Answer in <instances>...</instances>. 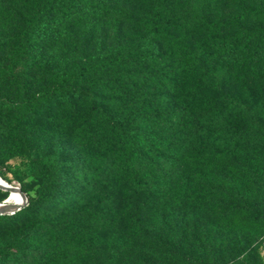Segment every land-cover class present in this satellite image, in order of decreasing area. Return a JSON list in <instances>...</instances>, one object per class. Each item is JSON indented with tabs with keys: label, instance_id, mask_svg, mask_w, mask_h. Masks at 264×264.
Instances as JSON below:
<instances>
[{
	"label": "trees",
	"instance_id": "trees-1",
	"mask_svg": "<svg viewBox=\"0 0 264 264\" xmlns=\"http://www.w3.org/2000/svg\"><path fill=\"white\" fill-rule=\"evenodd\" d=\"M19 1L24 0H0V17ZM90 1L38 0L36 21L20 35L22 45L10 66L0 64V134L5 146L23 129L47 152L48 141L40 140L48 127L18 111L35 103L47 110L54 101L50 96L66 97L69 117L77 123L75 132L65 135L76 154L48 149L51 155L41 163L37 196L22 190L27 206L7 216L20 221L55 186L70 183L72 189H84L81 194L96 206L93 212L112 202L92 216L94 235L106 237L102 242H131L170 223L174 231L168 232L175 233L171 250L168 243L157 241L154 246L164 258L167 251L169 262L209 264L204 252L196 259L188 248L199 231L193 227L192 236L185 229L178 235L180 223L182 229L188 217L201 216L203 239L227 249L230 258L222 260L219 253L218 258L210 256L212 262L262 264L258 244L233 245L220 236L238 230L264 236V0H152L147 34L135 49L84 61L44 89L51 94L29 99L40 76L39 57H34L42 39H29L39 19L60 8L70 9L63 23L105 16V5ZM27 224L20 221L13 233ZM92 227L90 219L85 235ZM53 231L58 230L45 223L25 231L13 246L28 252L43 244L40 251L48 257ZM58 239L64 244L65 239ZM234 248L240 251L232 257Z\"/></svg>",
	"mask_w": 264,
	"mask_h": 264
},
{
	"label": "rangeland",
	"instance_id": "rangeland-1",
	"mask_svg": "<svg viewBox=\"0 0 264 264\" xmlns=\"http://www.w3.org/2000/svg\"><path fill=\"white\" fill-rule=\"evenodd\" d=\"M91 1L105 5L107 8L105 16L104 14L103 16L94 15L87 19L78 18L63 23L70 9L60 8L53 16L44 14L39 19V26L31 32L29 39L39 37L42 43L38 42L35 57L31 54L22 63L29 62L33 57H39L37 64L40 76L29 99H40L45 94H51V89L48 91L44 89L50 87L55 79L77 70L84 61L122 55L143 42L147 34L145 20L155 0L153 3L152 0ZM19 2L6 8L0 17V64L5 66H10L15 52L22 45L20 35L36 21L38 0ZM96 7L98 5L95 4L92 8L96 9ZM54 28H56L55 31ZM50 97H54V101L50 102L47 110L41 104L35 103L26 108L21 106L18 111L22 117L37 118L35 124L39 126L45 124L48 127V135L40 140V142L48 141L47 152L40 151L39 145L33 138L31 139L32 135L24 132L23 129L8 138L9 145L6 146L0 134V180L10 187L23 190L33 198L37 196L39 189L41 163L51 155L48 151H55L60 147L69 157L76 154L75 145L73 146L65 139V135L74 133L77 127V123L71 121L70 113L65 106L67 98L61 94ZM56 99L61 105L56 106ZM40 119L44 122L42 123ZM81 190L72 189L70 183L63 184L62 188L55 186L45 200L40 201L29 212L28 216L20 218L21 222H29V224L14 233L13 229L20 221L12 220L15 215H0V264H163L166 260L168 264H177L169 262L167 251L164 258V253L154 247L159 241L163 246L168 243V249L171 250V246L175 243L173 238L175 233L168 232L174 231L170 223L159 225L158 229L150 230L131 242L127 240L119 243L109 238L104 239V242L100 241V238L106 237L94 235L97 228L94 226L92 216L101 213L102 209L109 207L112 202L106 203L105 206L93 212L96 206L92 204L89 197H85L84 193L81 194ZM8 197V192L0 190V203H7ZM27 204L28 202L22 209ZM16 213L19 212L16 211ZM45 217H50V220L45 222ZM90 219L93 227L85 235V223H88ZM200 219L201 216L188 217L182 229L181 223L178 229V235L185 229L192 236L193 227L195 233L199 231L196 241L191 238L193 245L191 246V242H188V248L191 250L192 247L194 258L198 259L204 252L209 264H221V261L212 262L210 258L212 255L218 258L219 253L222 260H230L227 249L221 251L212 246L214 242L211 238L207 241L203 239L200 228L204 227L205 222ZM45 223L52 224L58 230L52 232L55 237L49 238L47 248L46 245L44 246L48 250L46 259L45 256L43 257L44 251H40L43 244L33 246L28 252L13 246L25 231L39 229ZM60 234L63 240L65 239L64 244H60L58 239L61 238L58 236ZM220 239L233 245L236 242L258 244L256 253L264 264V236L258 237L254 231L238 230L222 234ZM43 241L46 239L41 242ZM113 241L115 245L109 243ZM232 250L234 252H230V255L233 257L239 249Z\"/></svg>",
	"mask_w": 264,
	"mask_h": 264
},
{
	"label": "bare ground",
	"instance_id": "bare-ground-1",
	"mask_svg": "<svg viewBox=\"0 0 264 264\" xmlns=\"http://www.w3.org/2000/svg\"><path fill=\"white\" fill-rule=\"evenodd\" d=\"M0 184L6 185L1 180H0ZM7 203L9 205H13V206L11 208H8L7 206H1L0 207V215H11V214L15 213L16 207L23 203V198H22L21 194L19 192H17V190H10ZM7 203L5 202L4 204H7Z\"/></svg>",
	"mask_w": 264,
	"mask_h": 264
},
{
	"label": "water",
	"instance_id": "water-1",
	"mask_svg": "<svg viewBox=\"0 0 264 264\" xmlns=\"http://www.w3.org/2000/svg\"><path fill=\"white\" fill-rule=\"evenodd\" d=\"M10 186H8L7 184L6 185H1L0 184V190H2V191H5V192H8L9 193V191L10 190H17V192H19L20 194H21V196H22V198H23V203L22 204H20L19 206H17L16 207V211H19L20 209H22L24 206H25V204L27 203V198H26V196L23 194V192L20 190V189H18V188H13V187H10ZM1 206H7L8 208H11L13 205H9V204H4V203H0V207ZM15 211V212H16Z\"/></svg>",
	"mask_w": 264,
	"mask_h": 264
}]
</instances>
